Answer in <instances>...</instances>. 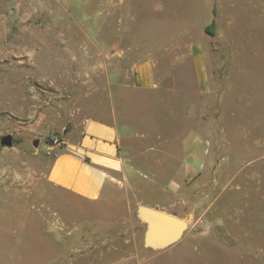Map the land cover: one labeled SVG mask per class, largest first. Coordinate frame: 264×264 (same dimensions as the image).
I'll return each instance as SVG.
<instances>
[{"label":"rangeland","instance_id":"374dc122","mask_svg":"<svg viewBox=\"0 0 264 264\" xmlns=\"http://www.w3.org/2000/svg\"><path fill=\"white\" fill-rule=\"evenodd\" d=\"M197 40L217 95L121 88L145 60L192 88ZM189 103L211 123L199 176L156 166L195 126ZM114 109L145 172L94 202L54 187L51 135ZM140 206L185 220L183 236L149 245ZM0 264H264V0H0Z\"/></svg>","mask_w":264,"mask_h":264},{"label":"crops","instance_id":"0c3cea01","mask_svg":"<svg viewBox=\"0 0 264 264\" xmlns=\"http://www.w3.org/2000/svg\"><path fill=\"white\" fill-rule=\"evenodd\" d=\"M190 56L194 78L192 88L176 89L166 85L157 73L153 60L135 65L121 88L140 94L179 91L194 95L201 101L208 100L218 91L211 74L212 62L202 41L192 42ZM187 106L188 118L195 122V126L182 137L180 154L171 153L167 164L156 166L167 167V173L187 176L208 174L214 168L211 123L203 113V105L189 103ZM118 117V110L114 109L107 113L105 119L90 117L80 124L69 126L63 134V146L53 147L54 157L47 173L48 181L69 194L94 202L111 189L114 182L127 179L131 174L145 172L139 159L121 144L126 125L119 122ZM166 141H172V138Z\"/></svg>","mask_w":264,"mask_h":264},{"label":"water","instance_id":"95a60500","mask_svg":"<svg viewBox=\"0 0 264 264\" xmlns=\"http://www.w3.org/2000/svg\"><path fill=\"white\" fill-rule=\"evenodd\" d=\"M12 144V137H6L4 145ZM38 144L36 141L35 145ZM138 216L149 225L147 243L157 248H164L178 241L188 227V223L182 218L147 206L138 208Z\"/></svg>","mask_w":264,"mask_h":264},{"label":"built area","instance_id":"2783aa9c","mask_svg":"<svg viewBox=\"0 0 264 264\" xmlns=\"http://www.w3.org/2000/svg\"><path fill=\"white\" fill-rule=\"evenodd\" d=\"M50 138H51V141H52V144H53L52 147H56V146L61 147V146H63V142H62V140H61V138L59 136H57L55 134H52Z\"/></svg>","mask_w":264,"mask_h":264},{"label":"trees","instance_id":"16d2710c","mask_svg":"<svg viewBox=\"0 0 264 264\" xmlns=\"http://www.w3.org/2000/svg\"><path fill=\"white\" fill-rule=\"evenodd\" d=\"M214 28H215V23H213L211 26H209L207 29H206V31H207V33H209V34H214Z\"/></svg>","mask_w":264,"mask_h":264}]
</instances>
